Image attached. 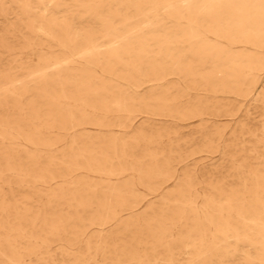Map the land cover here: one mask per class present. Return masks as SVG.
<instances>
[{
  "label": "bare ground",
  "instance_id": "1",
  "mask_svg": "<svg viewBox=\"0 0 264 264\" xmlns=\"http://www.w3.org/2000/svg\"><path fill=\"white\" fill-rule=\"evenodd\" d=\"M260 76L264 0H0V264H264V153L206 118Z\"/></svg>",
  "mask_w": 264,
  "mask_h": 264
},
{
  "label": "rangeland",
  "instance_id": "2",
  "mask_svg": "<svg viewBox=\"0 0 264 264\" xmlns=\"http://www.w3.org/2000/svg\"><path fill=\"white\" fill-rule=\"evenodd\" d=\"M260 85H262L261 98L264 101V76L259 77ZM222 111H227L220 116H208L209 123L207 127L212 131L213 126H217L222 131V140L219 144V151L224 150V146L229 144L232 134H242L238 137V148L243 147L246 150V162L249 167L258 168L259 162L263 158L264 153V109L259 102H253L248 97H234V96H219L216 100ZM142 121V115L134 118V122L139 123ZM190 125L184 127L179 126L177 137L171 136L173 141L176 140L177 144H191L185 147L184 152H194L195 154L190 158L193 162V168L199 174L200 168L209 169V164L216 162L221 164L219 160V153H214L202 147V141L198 138L197 125L199 121L191 120ZM167 125V124H165ZM248 130V131H247ZM208 131V132H210ZM93 134V133H92ZM250 134V135H249ZM163 142L167 143V139L163 138ZM212 168V167H211ZM245 176L249 177L248 167L244 168ZM200 175V174H199ZM257 195L263 196L262 192L257 191ZM201 200V197L198 198Z\"/></svg>",
  "mask_w": 264,
  "mask_h": 264
}]
</instances>
